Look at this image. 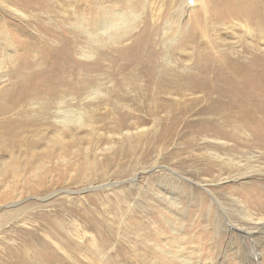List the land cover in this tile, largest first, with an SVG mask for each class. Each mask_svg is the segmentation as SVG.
<instances>
[{
    "label": "bare ground",
    "instance_id": "bare-ground-1",
    "mask_svg": "<svg viewBox=\"0 0 264 264\" xmlns=\"http://www.w3.org/2000/svg\"><path fill=\"white\" fill-rule=\"evenodd\" d=\"M18 1L33 4V8L38 10L62 9L65 7L63 1H66L64 3L68 4L69 10L65 8L67 15L63 18L79 22L76 23L77 28L97 49L125 37L129 40L130 28L135 29L132 27L134 15L130 18L132 21H127L129 15L114 12L111 14L113 17L109 18V12L101 7H97L100 12H92L95 10L94 4L91 8L92 2L96 4L99 0L13 2ZM194 2L191 7L188 0H181L177 10L179 22L173 36H167L173 32L172 26L167 28L168 31L164 29L162 39L165 37L166 41L162 46L167 41L168 44L170 41L173 44L177 42L167 48L161 46L164 55L162 61L160 57L163 55L160 56V51L153 49L155 43L150 40L151 27L147 32L146 26L140 31L146 38L145 42L130 45L128 51L118 48L121 54L109 61L96 57L94 69H99L100 74L87 65L83 71L81 67L84 65L74 61L73 42L66 30L36 26L35 32L28 36L25 27L0 23V187L26 185V176L31 177L32 173L35 174L32 179L37 180L38 184L30 185V189L44 187L46 183L54 185V178L49 182L41 181L38 174H53L58 167L63 169L61 164H64L67 172L78 171L79 167H75L80 160L77 152L82 151L85 155L90 149V143L77 140L74 133L80 131L89 136L95 135L94 138L98 139L102 136L99 131L108 126L105 139L113 142V146L97 148L96 152L103 155L104 151H111L112 155L100 160L97 165L101 169L115 167L122 172L129 171L136 163L132 161L139 152L138 145L143 142L147 152L152 148L153 141H143L152 136L149 132L145 134V128L139 126L158 121L156 138L153 139L156 143L164 145L172 140H181L188 149L201 139L205 147L212 148L208 156L218 160L216 165L221 167L219 172L214 175L216 171L210 161L208 169H199L194 176L200 177L201 174L215 181L222 175L235 173L233 180L237 182L250 178L228 190L232 195L231 209L235 211L242 207L245 210L242 220L250 221L253 216L247 204L254 209L256 216H261L259 221H264V0ZM187 7L192 8V12L187 16L184 31L180 19ZM109 29H114L115 34H109ZM119 29L122 35L117 33ZM155 30L156 27L152 29V38ZM104 35L108 37V45L99 39ZM94 49L92 46L85 48L86 51L79 52L80 57L85 60L91 58ZM98 76L101 79L103 76V80L108 79L107 82H100L107 93L103 102L105 110L100 114L89 107L94 98L101 94L102 89L95 86ZM72 89H75V95L70 93ZM109 104H113L112 110L107 108ZM98 115L100 119H96ZM50 135H55V139ZM135 135L144 136L134 139ZM66 142L74 144L75 149L78 145L77 152H72L73 149ZM142 150L144 148L140 152ZM236 150H239L237 154ZM64 154L66 157L62 158ZM82 159L85 160V156ZM79 172L85 171L80 168ZM104 177L101 176L102 179ZM59 181L62 180L58 176L55 183ZM190 192L188 187L184 190L185 195L178 196L179 202L173 198L166 203L177 207L180 200L190 196ZM197 197L196 213L201 218L205 211L211 213L213 210L207 206L202 193ZM10 198L11 194L0 193V203ZM212 198L220 206V201ZM64 210L72 220L87 223L88 219L78 211ZM33 216L40 228L47 230L52 239H57L53 232L54 225L58 223L55 216ZM11 217L14 219L15 214L0 218V229L12 220ZM222 220L227 222V219ZM227 223L228 229H233L230 221ZM69 229H74L73 224ZM236 229L244 232L242 228ZM10 235L5 234L0 238V264H22V261L14 262L16 256L20 259L23 257L26 264H65L52 248L56 247L55 244L30 235L28 241L23 240V244L28 242V245L21 244L22 248L12 250L4 242L13 243ZM245 235L249 237L250 234ZM57 244L65 245L64 242ZM60 248L64 255L65 248Z\"/></svg>",
    "mask_w": 264,
    "mask_h": 264
},
{
    "label": "rangeland",
    "instance_id": "rangeland-1",
    "mask_svg": "<svg viewBox=\"0 0 264 264\" xmlns=\"http://www.w3.org/2000/svg\"><path fill=\"white\" fill-rule=\"evenodd\" d=\"M13 1L0 0V23L6 22L20 28L25 27L28 36L35 32L36 26L66 30L67 36L71 37L70 41L73 42L71 47L74 48L72 53L74 61L84 65L81 70L85 71L87 65L89 69L97 71L98 74H100L99 69H94L95 60L103 57L109 61L113 56H118V53L121 54V50H117L128 51L130 45L145 42L146 38L140 34V31L146 26L147 32L151 27V37H149L156 44L153 45V49L157 52L160 51V56H162V47L167 48L173 44L172 41L169 44L167 41L162 46L166 41L165 37L162 39L164 29L168 31L167 28L172 26L171 29L173 28L174 33L170 32L171 34L167 36L171 37L172 34H175L177 30L175 27L177 28L179 22L177 10L181 3V0H99V3L96 4L92 2L91 8L94 4L93 8L95 9L92 12L99 11L97 7H101L109 12L107 16L114 12H120L129 15L127 21H132L131 16H135L132 26L135 29L130 28L129 40L125 37L119 41L116 40L114 44L97 49V46H94L77 28L79 22L64 19L67 15L66 9L69 10L68 4L64 3L66 1H63L65 7L62 9L47 10V8L39 9L40 11L33 8V4ZM93 1L95 2V0ZM188 2L189 6H194V0H188ZM191 9L187 7L182 13L183 17L180 21H183V29L186 26L187 16L192 12ZM112 17L111 15L109 18ZM153 26L158 30H155L152 38ZM112 30L109 29L107 32L114 35L116 31ZM117 33L122 35L120 29ZM99 39H102V42L107 45L109 44L107 35ZM157 39L161 41L159 42ZM90 46L95 48L96 52L93 50L92 59L85 60L80 57L79 52L81 53ZM163 59L164 55L160 57L161 61ZM161 61L159 62L161 63ZM98 77L99 79L95 81L98 83H95V86L102 89L101 94L98 95V98H94L89 107L96 109L97 114H100L105 110L103 102L107 94L101 83L107 82L108 79L103 80V76L102 79L101 76ZM99 84L101 87L98 86ZM70 93L75 95V89L70 90ZM112 107L113 104L107 106L111 110ZM100 118L99 115L96 116V119ZM109 127L99 131L102 136L98 139L94 138L95 135L89 136L80 131L74 133L77 140L88 141L90 149L84 155L82 151H76L78 145L75 149L74 144L66 142L73 149L72 152L76 151L80 156V160L75 166H78L79 169L67 172L64 164H61L63 169L58 167L53 174L48 172L38 174V179L41 181L49 182V179L54 178V185L46 183L44 187L30 189V185L38 184L37 180L32 179V176L35 177V174L32 173L31 177L26 176V185L0 187V193L11 194L9 200L0 203V218L15 214L14 219L11 217L12 220L0 229V238L5 234H11L10 241L14 244L9 241L4 242L8 243L12 250L22 248L23 240L28 241L30 235H33L58 246V249L55 246L52 248L57 251L60 260L65 261V264H119V259L121 264H264V221H259L261 216H256L254 209L247 204L246 207L249 211L251 210L250 213L253 217L247 214L251 217L250 221H244L241 217L245 210L241 207L234 211L230 205L232 195L228 190H231L237 183L249 181L250 178L237 182L233 180L235 173L230 174L231 176L222 175L215 181L201 174H199L200 177L194 176L193 174L198 173L199 169H208L210 161L213 170L216 171L214 175L217 174V171L219 172L218 169L221 167L216 165L218 160L208 156L212 148L205 147L206 144L201 139L188 149H186L184 141L181 140H172L164 145L158 144L153 140L156 138L158 121H150L144 126H139L145 128V134L149 132L152 136V138H144L143 141L150 143L151 140L153 142H151L152 148L148 152L145 150L147 147L143 142L138 145L139 152L134 158L135 160L132 161H136L137 164L134 163L133 169L123 172L115 167L101 169L97 163L111 156L112 152L104 151V154L100 155L96 150L105 146H113V142L105 139ZM143 136L135 135L134 139L143 138ZM49 137L55 139L56 136L50 135ZM118 141H122V139ZM143 148L144 150L140 152ZM238 151L236 150L235 154ZM218 153L220 155L221 152ZM200 154L203 156L201 157ZM82 156H85V160H81ZM65 157L64 154L62 158ZM184 164L186 165L184 166ZM80 168L85 172H79ZM102 175L105 176L103 179ZM58 176L62 181L55 183ZM177 187L181 189H176ZM188 187L191 189L190 196L180 200V205L174 207L166 203L173 198L178 199V196L185 195L184 190ZM182 188L184 189L182 190ZM199 193L204 195L207 206L213 210L211 213L205 211L201 218L196 213ZM212 197L221 202L218 201L220 206L213 201ZM64 209L78 211L88 219L87 223L76 219L72 220ZM39 214L57 218L58 223L54 225L53 230L57 239H52L47 230L37 225L33 215ZM222 218L227 219V222L230 221L233 231L228 229L229 224ZM72 224L74 229L70 231L69 228ZM236 228L244 229L245 233L250 234L249 237ZM248 230L250 233L247 232ZM58 242H64L65 245H58ZM23 245H28V242ZM60 246L65 248L64 255ZM15 261H22V264H26L23 257L20 259L16 256Z\"/></svg>",
    "mask_w": 264,
    "mask_h": 264
}]
</instances>
